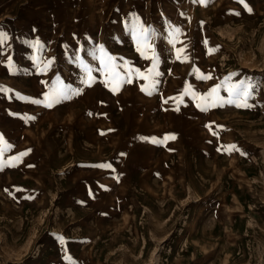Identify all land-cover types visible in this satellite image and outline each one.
Returning a JSON list of instances; mask_svg holds the SVG:
<instances>
[{
	"label": "rangeland",
	"instance_id": "obj_1",
	"mask_svg": "<svg viewBox=\"0 0 264 264\" xmlns=\"http://www.w3.org/2000/svg\"><path fill=\"white\" fill-rule=\"evenodd\" d=\"M245 3L0 0V264H264V0ZM242 80L252 107L184 94Z\"/></svg>",
	"mask_w": 264,
	"mask_h": 264
},
{
	"label": "snow or ice",
	"instance_id": "obj_2",
	"mask_svg": "<svg viewBox=\"0 0 264 264\" xmlns=\"http://www.w3.org/2000/svg\"><path fill=\"white\" fill-rule=\"evenodd\" d=\"M200 2L204 3L205 0H200ZM239 3H241L247 11H249V12L251 11V8H249L248 4L245 3V0H239ZM146 32H147V30H145L144 39H147ZM176 32H179V29H176ZM2 39H6V36L3 33H0V42H2ZM137 50L141 52L142 56L144 55V52L141 50L140 47H138ZM182 51H183V49H177V59L180 58V54ZM101 52L103 53V49H101ZM105 58L108 61L112 60V57H107L106 54H103L101 57V61H100L101 66L103 69H105V71L108 73V75L110 77L114 76L115 73L112 71V69L115 66L110 65V64H106ZM145 58H147V57H145ZM153 60H154L153 68L148 69V72L150 75L154 74L156 76H159L160 75L159 72H154V69H155V58L154 57H153ZM9 63L11 64V61H9ZM49 63H51V61H49ZM45 67H47V65ZM83 67L88 72V79L86 81H84V83L90 85V83L93 80V77L91 76L92 69L88 68L87 65H83ZM128 71L131 72L132 70L128 69ZM135 71H136L137 75L140 76V78L145 79V80L150 79V76H145L143 73H140V71L138 69H136ZM194 71H198V70L194 69ZM197 78L198 79H211V76L198 75ZM226 79H230V77H228ZM127 82L131 83L132 81H131V79H129ZM106 86H107V83H106ZM255 87H256V85H254L253 83L246 82L244 80L240 81L238 84H230L226 88V91L228 92V99H224L223 97L219 96L218 93H219L220 85H216L215 87L211 88L209 90V92L207 94H205L204 96H198L196 93L192 92L190 85H186L184 94H191L194 99H199V100L203 101L206 104V107H217V106L223 107L225 104H234L237 108H240V107L248 108V107H252V105H250L248 103V98L250 96H252V90ZM152 88L153 89L155 88V82L152 83ZM118 90H119L118 84L111 88V91H113V92H116ZM141 90L142 91H148V88L146 86H142ZM74 94H77V93L75 92V90H72L70 88H65L63 90L53 92L52 94H46L45 95V106L46 107H52L53 104L58 103L60 101V99H68ZM148 94H151V92L149 91ZM166 102L167 101H165V103ZM33 103H40V101H33ZM201 106H202L201 104L197 105V107H201ZM203 110H206V108H204ZM213 134L215 135V133H213ZM165 139H175V137L170 136V137H166ZM0 140H2V137H0ZM153 142L157 143L158 141L153 139ZM160 142H162V141H160ZM230 148L238 151V149H236L235 145H231ZM27 154H28L27 152H23V153H20L19 156L13 157L12 159H13V161H19L20 157L25 156ZM2 167H3V165H0V168H2ZM96 167H111V165H107V164L96 165ZM58 239L63 244V242H64L63 237H59ZM65 259H69V257L66 256Z\"/></svg>",
	"mask_w": 264,
	"mask_h": 264
}]
</instances>
